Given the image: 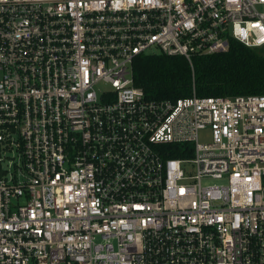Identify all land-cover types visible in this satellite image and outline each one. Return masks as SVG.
<instances>
[{"label": "built area", "instance_id": "obj_1", "mask_svg": "<svg viewBox=\"0 0 264 264\" xmlns=\"http://www.w3.org/2000/svg\"><path fill=\"white\" fill-rule=\"evenodd\" d=\"M230 39L264 0H0V264H264V94L133 81Z\"/></svg>", "mask_w": 264, "mask_h": 264}, {"label": "trees", "instance_id": "obj_2", "mask_svg": "<svg viewBox=\"0 0 264 264\" xmlns=\"http://www.w3.org/2000/svg\"><path fill=\"white\" fill-rule=\"evenodd\" d=\"M134 85L152 100L234 97L264 94V49H249L230 39L224 52L194 57L139 56L133 66ZM172 157H182V146ZM180 151V152H179Z\"/></svg>", "mask_w": 264, "mask_h": 264}, {"label": "rangeland", "instance_id": "obj_3", "mask_svg": "<svg viewBox=\"0 0 264 264\" xmlns=\"http://www.w3.org/2000/svg\"><path fill=\"white\" fill-rule=\"evenodd\" d=\"M206 140H207V136L202 135V137H200V140L199 141L200 142H206ZM9 156L7 155V157H9ZM7 161H8V159L4 160V162H3V165L4 166H6L8 164ZM13 161L14 162H17V159H14ZM186 170L189 171V173H192L193 172V169L191 167H187Z\"/></svg>", "mask_w": 264, "mask_h": 264}]
</instances>
